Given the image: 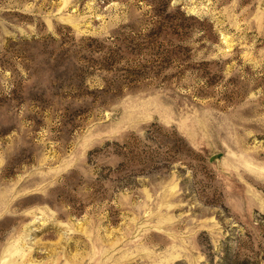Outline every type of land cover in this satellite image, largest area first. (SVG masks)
<instances>
[{
  "label": "rangeland",
  "instance_id": "1",
  "mask_svg": "<svg viewBox=\"0 0 264 264\" xmlns=\"http://www.w3.org/2000/svg\"><path fill=\"white\" fill-rule=\"evenodd\" d=\"M0 264H264V0H0Z\"/></svg>",
  "mask_w": 264,
  "mask_h": 264
}]
</instances>
